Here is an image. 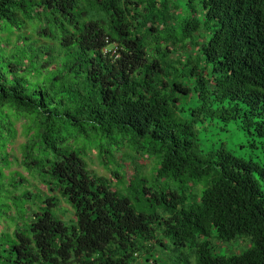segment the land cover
<instances>
[{"label":"trees","instance_id":"1","mask_svg":"<svg viewBox=\"0 0 264 264\" xmlns=\"http://www.w3.org/2000/svg\"><path fill=\"white\" fill-rule=\"evenodd\" d=\"M186 1L0 0V264H264V164L198 136L264 137V0Z\"/></svg>","mask_w":264,"mask_h":264},{"label":"rangeland","instance_id":"2","mask_svg":"<svg viewBox=\"0 0 264 264\" xmlns=\"http://www.w3.org/2000/svg\"><path fill=\"white\" fill-rule=\"evenodd\" d=\"M176 2L182 7L180 9L181 14L184 13L183 5L186 0H176ZM182 106L189 109L193 106L192 102L182 99ZM188 113V112H187ZM198 136L201 144V148L204 152L209 153L219 149H224L227 152L234 154L238 158L245 159L247 161H255L256 163L264 164V137L258 135H250L245 129H243L237 122H229L228 124L215 119H206L204 122L198 124ZM24 142V138L19 136L15 143V148L19 149L20 144ZM119 158L121 154L117 155ZM87 161L89 168L96 174L110 177L111 173L97 159L96 152H92L88 155ZM150 162V161H149ZM125 169L127 178L129 179L133 173V168L127 165ZM152 166L149 165V168ZM11 170L21 171L26 178L30 179L27 171L17 165L13 164ZM10 172V170L8 171ZM148 179L152 183V175L150 173ZM32 180V179H31ZM34 185L40 186L39 180H32ZM264 189V186H263ZM62 209L68 211V217L72 215L71 207L65 202H61ZM210 241L213 245V252L216 255H232L241 253L248 250L252 246L250 238L241 237L232 241H221L214 236L210 237ZM165 245H159L154 249V256L158 260V264H196V258L192 256V250L189 247L177 248L170 238L164 243ZM133 264H147L145 256L136 258Z\"/></svg>","mask_w":264,"mask_h":264}]
</instances>
